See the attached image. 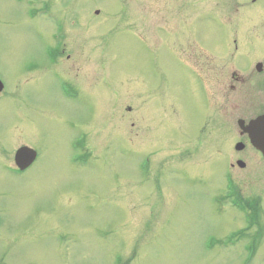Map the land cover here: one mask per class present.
Here are the masks:
<instances>
[{
    "label": "rangeland",
    "instance_id": "obj_1",
    "mask_svg": "<svg viewBox=\"0 0 264 264\" xmlns=\"http://www.w3.org/2000/svg\"><path fill=\"white\" fill-rule=\"evenodd\" d=\"M0 80V264H264V0H0Z\"/></svg>",
    "mask_w": 264,
    "mask_h": 264
},
{
    "label": "water",
    "instance_id": "obj_2",
    "mask_svg": "<svg viewBox=\"0 0 264 264\" xmlns=\"http://www.w3.org/2000/svg\"><path fill=\"white\" fill-rule=\"evenodd\" d=\"M2 90V84L0 83V91ZM240 128L248 134L251 144L259 150L264 157V116L259 117L255 121H252L247 127H243V122H239ZM238 150L242 149L241 145L237 146ZM28 150L19 151L16 155V164L21 168H25L33 161V156L29 155ZM239 166H243L242 163H238Z\"/></svg>",
    "mask_w": 264,
    "mask_h": 264
},
{
    "label": "flooded vegetation",
    "instance_id": "obj_3",
    "mask_svg": "<svg viewBox=\"0 0 264 264\" xmlns=\"http://www.w3.org/2000/svg\"><path fill=\"white\" fill-rule=\"evenodd\" d=\"M71 89V88H70ZM72 90V89H71ZM3 91H4V89H3ZM2 94V93H1ZM264 113V112H263ZM17 128H20L21 129V132H22V134H24L25 132L27 133V135H29V136H35V134H34V129H36V124L35 125H32V123H31V121H25V120H23V121H18L17 122ZM15 127V126H14ZM21 134V135H22ZM246 137V136H245ZM79 138V136H77V139ZM246 142L248 143V140H247V138H246ZM79 145H81V147L79 146ZM83 145H84V136L82 137L81 136V141H80V143L77 145V146H75L74 145V141L72 140V141H70L69 143H68V149H70L71 150V152H72V150L74 149V150H78V147H79V149L80 150H82L83 151ZM4 146V145H3ZM5 147V146H4ZM23 148H29L30 150H32V151H34L35 152V161L30 165L31 167L33 166V164L38 160V157L40 156L39 155V153L35 150V149H33L32 147H30V146H28L27 144H22V145H20L18 148H16L14 151H13V154H12V164H13V169L11 168V170H13L15 173H17V174H19V175H24L25 173H27L28 171H30L29 169L31 168L30 166L26 169V170H24V171H20V170H18L17 168H16V166H15V163H14V158H15V154H16V152L18 151V150H20V149H23ZM6 149V148H5ZM83 153H84V151H83ZM75 154L76 153H74L73 155H71L70 156V162L71 163H73L74 161H79V158L78 157H74L75 156ZM261 207V206H260ZM250 213H252V212H250ZM255 218V217H254ZM253 218V219H254ZM253 240H254V237L252 238Z\"/></svg>",
    "mask_w": 264,
    "mask_h": 264
},
{
    "label": "bare ground",
    "instance_id": "obj_4",
    "mask_svg": "<svg viewBox=\"0 0 264 264\" xmlns=\"http://www.w3.org/2000/svg\"><path fill=\"white\" fill-rule=\"evenodd\" d=\"M2 92H3V91H2ZM2 92H1V93H2ZM35 163H36V162H35ZM35 163H34V164H35ZM34 164H33V165H34ZM30 165H31V164H30ZM30 165H29V166H30ZM30 167H31V166H30Z\"/></svg>",
    "mask_w": 264,
    "mask_h": 264
}]
</instances>
